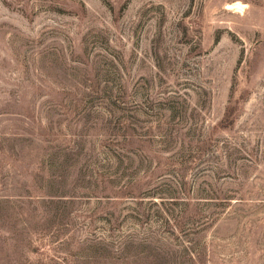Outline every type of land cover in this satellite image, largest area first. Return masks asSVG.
<instances>
[{"label":"rangeland","instance_id":"1","mask_svg":"<svg viewBox=\"0 0 264 264\" xmlns=\"http://www.w3.org/2000/svg\"><path fill=\"white\" fill-rule=\"evenodd\" d=\"M0 264H264V0H0Z\"/></svg>","mask_w":264,"mask_h":264},{"label":"bare ground","instance_id":"2","mask_svg":"<svg viewBox=\"0 0 264 264\" xmlns=\"http://www.w3.org/2000/svg\"><path fill=\"white\" fill-rule=\"evenodd\" d=\"M236 6H240L239 3H235Z\"/></svg>","mask_w":264,"mask_h":264}]
</instances>
